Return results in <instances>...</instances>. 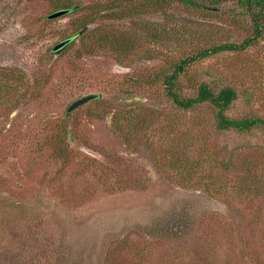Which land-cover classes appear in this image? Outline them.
<instances>
[{"label":"rangeland","instance_id":"1","mask_svg":"<svg viewBox=\"0 0 264 264\" xmlns=\"http://www.w3.org/2000/svg\"><path fill=\"white\" fill-rule=\"evenodd\" d=\"M116 2L77 0L49 20V0H0V264H264L263 139L218 130L210 105L120 90L126 74L235 43L238 30L177 7L116 19L128 10ZM85 18L84 39L54 54ZM93 32L129 49L96 48ZM181 81L231 87L228 115L264 118V40ZM87 94L97 104L66 113Z\"/></svg>","mask_w":264,"mask_h":264},{"label":"trees","instance_id":"2","mask_svg":"<svg viewBox=\"0 0 264 264\" xmlns=\"http://www.w3.org/2000/svg\"><path fill=\"white\" fill-rule=\"evenodd\" d=\"M49 1L52 11L69 9L71 12H78L82 9L77 4V0ZM118 1L121 2L118 3ZM113 5L115 7L125 5L124 8L128 9L124 11L125 13L119 15L113 13V17L116 19L123 16L138 15V13L152 15L177 7L189 14L214 17L224 21V23H229L237 29L240 35L239 41L213 45L207 48H194L189 56L176 62H170V64L159 66L158 68L151 67L133 71V73L124 76L120 90L126 95L156 99L180 111L193 110L204 104L210 105L216 114L215 119L218 130L227 132L235 137L238 136L241 139L258 138V140L263 139L264 141V118L255 115L242 117L228 115V111L238 98L234 89L228 86L218 88L201 81L192 82L188 91L184 89L181 81V77L187 75L188 66L199 60L225 51H243L247 47L264 40V0H117ZM222 7H225L227 12ZM99 10L95 11L104 13ZM89 18H85L83 22L79 23L76 34L67 38L70 39V42L60 52L76 44L74 40L78 39L77 41L79 42V40L84 39V33L91 24ZM89 38L93 41L96 48L109 46L116 49L125 45L126 49H129L127 42L114 40L115 38L113 37L107 36L104 38V36L102 37L100 34L93 32ZM83 47L86 48V44ZM60 52L54 54H59ZM92 104H97V99L84 105L91 106ZM139 111L136 108L128 111L132 121H134L136 116H139ZM65 135H68V132ZM262 145L264 149V143Z\"/></svg>","mask_w":264,"mask_h":264},{"label":"water","instance_id":"3","mask_svg":"<svg viewBox=\"0 0 264 264\" xmlns=\"http://www.w3.org/2000/svg\"><path fill=\"white\" fill-rule=\"evenodd\" d=\"M71 10L69 9H62V10H57V11H54L53 13H51L50 15L47 16V19L51 20V19H57L61 16H64L68 13H70ZM70 42V39H66L64 41H61L59 43H57L55 46L52 47V52L53 53H58L60 52V50H62L68 43ZM100 97L99 94H87L77 100H75L69 107L68 109L66 110V113L67 114H70L71 112H73L75 109H77L78 107L90 102V101H93V100H96ZM134 100H140V98L138 97H135ZM128 102H130L131 100H127Z\"/></svg>","mask_w":264,"mask_h":264}]
</instances>
